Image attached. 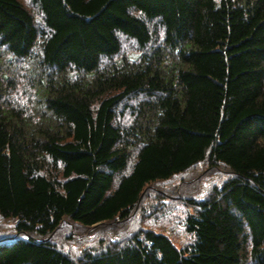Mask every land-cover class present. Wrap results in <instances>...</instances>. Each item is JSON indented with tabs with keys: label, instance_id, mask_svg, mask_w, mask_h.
Segmentation results:
<instances>
[{
	"label": "trees",
	"instance_id": "16d2710c",
	"mask_svg": "<svg viewBox=\"0 0 264 264\" xmlns=\"http://www.w3.org/2000/svg\"><path fill=\"white\" fill-rule=\"evenodd\" d=\"M0 264H264V0H0Z\"/></svg>",
	"mask_w": 264,
	"mask_h": 264
},
{
	"label": "rangeland",
	"instance_id": "374dc122",
	"mask_svg": "<svg viewBox=\"0 0 264 264\" xmlns=\"http://www.w3.org/2000/svg\"><path fill=\"white\" fill-rule=\"evenodd\" d=\"M199 170L198 169H192L191 171H189L188 174L185 175V177L189 174H192V172H194L195 174H199L200 173ZM207 171L208 170L204 171V173L202 175H205V177L203 176L201 178L200 182H198V184L196 185V187H198V185L200 186L199 189L195 188L193 190V194H195L196 196L202 195L203 190L207 189V188H205V186L206 187L208 186V188H209V186L212 185V182H219V180H221L222 177H224V174L221 175L218 172L214 173L213 171L207 173ZM180 184H181L180 178L175 177L168 182H165V183L160 182L158 184H154L153 188H157L158 191L164 190V191L168 192L170 189L175 188L176 186L180 187ZM201 185H203V186H201ZM158 191H154V194L157 193ZM154 194H153V196H151V200L149 198L146 201V203L144 204V207L146 209L151 204V202L155 201ZM180 196H181V194L180 195L179 194L178 195L170 194L166 198V205L167 206L164 205L165 207L163 209V211H166L165 213H167V214L161 215L160 220L153 222V224L150 223V221H147V224H151L152 226L159 227L158 229L165 230V232L172 238V240L178 246L189 241V239H190V235L184 231L183 224L181 223V220H182V214L181 213H182V210L185 206L182 204ZM167 207H169V209H167ZM139 219L140 218L137 217L135 222L141 223V220H139ZM85 232H86V230L84 231V233ZM112 232H114V231L112 230ZM84 233L80 234V242H81L80 245L82 244L83 246H89L90 244L96 243V242L89 241L87 238L88 234H84ZM112 236H113V234H111V237ZM57 243L59 245L61 244L68 251L76 252V250H72L70 248L66 239H60L59 242L57 241Z\"/></svg>",
	"mask_w": 264,
	"mask_h": 264
}]
</instances>
